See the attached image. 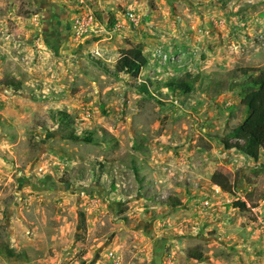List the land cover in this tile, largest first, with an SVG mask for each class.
Masks as SVG:
<instances>
[{"label":"rangeland","instance_id":"374dc122","mask_svg":"<svg viewBox=\"0 0 264 264\" xmlns=\"http://www.w3.org/2000/svg\"><path fill=\"white\" fill-rule=\"evenodd\" d=\"M248 68L264 0H0V264H264V153L223 145Z\"/></svg>","mask_w":264,"mask_h":264},{"label":"trees","instance_id":"16d2710c","mask_svg":"<svg viewBox=\"0 0 264 264\" xmlns=\"http://www.w3.org/2000/svg\"><path fill=\"white\" fill-rule=\"evenodd\" d=\"M147 65L148 58L144 54V48L134 46L122 53L116 62L115 70L118 74L139 77L141 71ZM245 77L244 82L233 83L230 86L231 89L237 87L244 89L240 104L243 110V120L227 135L226 139L223 140V145L227 150L236 149L245 156L258 161L262 153H264V70L248 68L245 72ZM11 85L16 89L20 88L19 84L12 83ZM166 86L170 91L177 92L179 96L183 97L190 96L196 92L195 83L190 79L189 75L173 79ZM57 115L61 116L62 119H69L67 112H59ZM138 149L148 155L146 147L138 145ZM160 202L162 204H171L174 207L181 204L179 199L173 197ZM236 208L247 210V204L237 203ZM6 250H8L7 247L0 249L2 256H5ZM196 258L202 260L203 256L199 255Z\"/></svg>","mask_w":264,"mask_h":264},{"label":"built area","instance_id":"2783aa9c","mask_svg":"<svg viewBox=\"0 0 264 264\" xmlns=\"http://www.w3.org/2000/svg\"><path fill=\"white\" fill-rule=\"evenodd\" d=\"M79 4H84V0H76ZM130 17L133 19V20H135V17H134V15L133 14H130ZM93 19V18H92ZM91 19V20H92ZM80 24V28H79V30H78V32H79V34H83V32H85L83 29H82V27H83V24L82 23H79Z\"/></svg>","mask_w":264,"mask_h":264}]
</instances>
